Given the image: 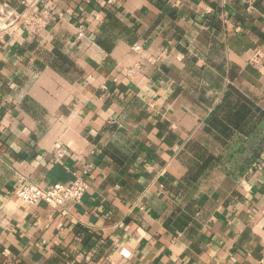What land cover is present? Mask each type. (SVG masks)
<instances>
[{
  "label": "crops",
  "instance_id": "crops-1",
  "mask_svg": "<svg viewBox=\"0 0 264 264\" xmlns=\"http://www.w3.org/2000/svg\"><path fill=\"white\" fill-rule=\"evenodd\" d=\"M27 1L52 13L0 37V264H264V0ZM77 176V204L15 195Z\"/></svg>",
  "mask_w": 264,
  "mask_h": 264
},
{
  "label": "built area",
  "instance_id": "built-area-1",
  "mask_svg": "<svg viewBox=\"0 0 264 264\" xmlns=\"http://www.w3.org/2000/svg\"><path fill=\"white\" fill-rule=\"evenodd\" d=\"M89 2L90 0H84ZM117 0H108L109 5H113ZM36 3L31 4L27 0H20L19 7L12 3H5L0 6V37L12 36L19 32L27 36H39L48 28L51 22V10L49 8L35 9ZM134 50L139 52L140 46H134ZM255 57L254 62L259 60ZM136 66L135 71L140 69ZM64 157V152L58 155L57 161ZM90 169V168H89ZM89 169L83 173L87 175ZM89 190L88 183L84 178L77 176L66 183H56L47 188L34 183L23 185L16 191L17 199L28 207L44 203L49 206H63L65 201L80 203Z\"/></svg>",
  "mask_w": 264,
  "mask_h": 264
}]
</instances>
